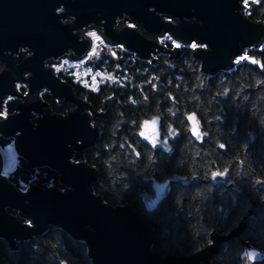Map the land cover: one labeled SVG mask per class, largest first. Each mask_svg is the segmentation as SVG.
I'll use <instances>...</instances> for the list:
<instances>
[{
  "label": "water",
  "instance_id": "obj_1",
  "mask_svg": "<svg viewBox=\"0 0 264 264\" xmlns=\"http://www.w3.org/2000/svg\"><path fill=\"white\" fill-rule=\"evenodd\" d=\"M125 20L133 25L121 24ZM91 27L109 44L112 57L116 55L108 46L120 43L136 57L150 58V64L157 62L150 55L153 48L167 53L168 59L180 54L178 47L167 50L153 36L167 33L180 45L195 43L192 54L208 74L229 69L245 47L257 46L264 37L263 22L244 15L243 0H0V111L5 96L24 98L16 112L1 116L0 135L13 139L22 158L19 167L31 173L49 167L64 188H19L2 172L0 153V236L14 249L16 240L56 224L85 241L95 264H212L214 243L185 256L160 255L152 249L150 226L130 205H113L93 191L97 171L79 161V154L98 137L91 113L104 117L105 112L98 114L77 98L72 86L46 65L64 56L83 58L90 40L81 32ZM17 81L27 86L25 95ZM41 89L74 108L66 115L46 111ZM32 112L40 115L35 122ZM145 126L143 139L151 142ZM153 188L155 196L141 197L147 211L165 196L167 182H155ZM237 258L240 264H260L264 250L243 241Z\"/></svg>",
  "mask_w": 264,
  "mask_h": 264
},
{
  "label": "trees",
  "instance_id": "obj_2",
  "mask_svg": "<svg viewBox=\"0 0 264 264\" xmlns=\"http://www.w3.org/2000/svg\"><path fill=\"white\" fill-rule=\"evenodd\" d=\"M243 7L248 19L264 24V0H247V6L244 1ZM167 41L163 43L166 49H173L175 46ZM177 49L180 54L176 58L168 59V54L163 53L156 56L157 62L152 64L150 58L136 57L120 46L112 49L116 59L108 51L102 55L98 53L91 62H83L84 69L97 77L95 80L88 75L76 76L69 64L56 70L61 79L72 86L77 98L91 105L98 114L105 112L104 117L92 119L98 137L79 154V161H85L97 171V180L92 184L95 194L113 205H130L150 226L152 249L160 255L185 256L214 243L212 264H240L237 254L243 241L264 250V190L256 188L257 178L264 181V85L259 83L263 73L244 65L229 73L219 69L208 74L200 70L201 63L189 46ZM261 56L264 62V47ZM152 86H156L157 92L152 91ZM224 88H230L226 108L230 114L238 115L241 135L235 145L229 146L221 161L223 164L235 163L237 182L245 188V195L236 197L229 192L232 199L227 195L218 197L227 207L236 206L225 218L223 211H217L216 200L208 199V192L194 191L187 195L182 189L174 188L169 200L155 213H146L138 199L139 174L157 171L201 173L209 168L208 161L215 154L189 144L170 160L142 150L138 161L128 148L129 143L136 141L133 123L150 113L165 114L169 109L176 112L193 109L203 119H213L219 110L214 102V92H222ZM168 91L174 95L177 105L169 101ZM42 99L48 104L46 111L53 114L66 115L74 108L64 100L57 103L47 91L42 92ZM19 100H5L7 114L17 111ZM247 129L256 134L255 142L250 145L245 133ZM220 132L223 136L217 137L228 141L226 131ZM12 140L0 135V148ZM18 169V173L9 174V179L19 188L24 189L21 183L31 181L33 175V182L41 188L48 184L57 190L64 189L58 173L49 167H37L34 174L22 167ZM250 197L256 198L257 203L247 208ZM180 202L185 213L173 215L172 210L177 209ZM237 229L240 231L235 234ZM15 246L11 249L8 241L0 236V264H60V260L69 264H95L87 254L85 241L56 224H49L41 233L16 240Z\"/></svg>",
  "mask_w": 264,
  "mask_h": 264
},
{
  "label": "flooded vegetation",
  "instance_id": "obj_3",
  "mask_svg": "<svg viewBox=\"0 0 264 264\" xmlns=\"http://www.w3.org/2000/svg\"><path fill=\"white\" fill-rule=\"evenodd\" d=\"M244 1L245 0H243V2ZM184 46L188 45H180L179 48ZM110 47L113 49L119 46H108V48ZM263 47V39L257 46L251 45L245 47L241 54L235 57L233 66L229 69L223 70L229 73L230 71H235L237 68L243 67L244 65L251 68H257L260 73H263V77L259 83L260 85H264V62L261 56ZM96 48L98 53L101 55L104 51H108L110 53V51L106 48V44L100 43V45H96ZM88 53L90 54L91 51ZM89 54L86 61L91 62L97 57L95 54ZM161 54H163V52L157 54L156 56H160ZM245 56L247 59H241V57ZM155 57L154 59L157 60ZM253 61H255V63H253ZM167 64L172 67L171 63ZM143 86L147 87V84H144ZM151 89L154 93L157 92L156 86H152ZM229 93L230 88H224L222 89V92H214V102L219 110L213 119H203V117H201L198 112L193 109L182 110L181 112L169 109L165 114H159L156 112L150 113L148 116H143L139 118L137 122L133 123L132 127H134L136 141L129 143L128 148L133 152V155L138 161L141 157L142 150L149 151L154 156H160L170 160L174 155L182 151L185 145L187 146L189 144H194L204 151L209 152L211 155L215 154L212 155L208 161L209 168L206 167V169H204L201 173L191 172L190 174H186L177 171H157V173L139 174L138 180L141 184V190L138 194V199H140L143 210L146 213H155L164 202L169 200L174 188L182 189L185 194L188 193L187 195L191 194V192L193 193L194 191H200L204 194L208 192V199L216 200L217 211L220 213L223 211L225 218L228 217L232 210L235 211L236 206L232 208L227 207L223 204L222 199L218 198L220 195H223V197L226 195L228 196L229 192H233L236 197L245 195V188L237 182L238 176L236 173L237 171L234 168L235 163L223 164L221 161L222 156L227 154L229 146L232 144L235 145L238 141L237 139H239L241 135L239 131L238 115L230 114L231 112L226 108V103L230 96ZM166 95L172 104L177 105V101L171 92L168 91ZM15 99L17 98L15 97ZM95 117L98 116L92 114V119ZM144 123H146V133L150 136L151 142H146V140L143 139L142 128ZM220 130L226 131L228 141L223 139V137H217V135L223 136ZM245 133L248 138V144L250 145V143H253L256 139V134L249 129H247ZM236 162V164L239 163L240 166V162ZM243 179L246 180L244 177ZM155 182H161L164 184L167 182L168 190L165 196L157 203L155 208L147 211L141 197L143 195L151 197L156 195V191L153 188V183ZM27 185H29L28 182ZM48 186L49 185L47 184V187ZM247 188L249 189L248 185ZM256 188H262L264 190V181L257 178ZM228 198L232 199V195L228 196ZM256 203L257 199L250 197L247 199V208L254 206ZM181 212L185 213L182 202L179 203L177 209L172 210L173 215L176 216H178Z\"/></svg>",
  "mask_w": 264,
  "mask_h": 264
},
{
  "label": "rangeland",
  "instance_id": "obj_4",
  "mask_svg": "<svg viewBox=\"0 0 264 264\" xmlns=\"http://www.w3.org/2000/svg\"><path fill=\"white\" fill-rule=\"evenodd\" d=\"M121 23H124L125 25H130V26L133 25V23H131L127 20H125ZM90 32H95L97 34V36L100 37V40H94L93 37L88 35V33H90ZM81 33H83V35H85V37H87L90 40V47H89L88 52H90V51L92 52L93 44H95V45H100V43L106 44L103 42L101 35L97 32L95 27L84 29V31H82ZM166 37H170V36L167 33H164L163 35H160V36H153V40H155L158 43V45H161V46L164 45L163 43L165 42V40H168L167 42L174 45L175 47L177 44H179L173 38L166 39ZM192 44H194V43H191L188 45V46H190L191 49H193ZM106 45H109V44H106ZM115 45H118V46L123 48V46L120 43H116ZM199 47H204V45H199ZM153 49L155 50V53L151 52V54H150V55H152V57H151L152 59H154V57L157 54L161 53L160 51L157 50V48H153ZM88 52L86 53V55L83 58L75 59V60H71L67 56H64L63 58H61L58 61V63L52 62V64H50L48 66L52 67L54 72H56V70H58L60 67L61 68L68 67L67 65L69 64V66L72 67L73 72H74V74H76V76H87L88 75L91 80H95V78H97V77L94 74H91L90 71L84 69V67H83V62L86 61V59H88V54H89ZM0 62L3 63V65H4V62H2V61H0ZM65 62H67V63H65ZM1 63H0V66H1ZM15 84H16V87H18V90L21 91V93H23L25 91V89L27 88L25 83L22 81H21V83L19 81H17V82H15ZM42 90L45 91L44 89H41V91L39 93L41 98H42V92H43ZM26 92L27 91H25V93L23 95H25ZM12 98H15V97L5 96L4 102H5V100L9 101V99H12ZM19 99H20L19 100L20 102H24L23 97L19 98ZM32 114L34 115V118L32 119V121L35 122L37 117L40 115H38L35 112H32ZM91 114H93V113H91ZM6 115H7V112H6V108L4 107V103H3L2 110L0 111V119L2 118L1 116L5 117ZM0 153H1L2 158H3L2 172L7 176H9V174H14L19 168V161L20 160H19V157H18L16 150L14 148L13 140L7 146L0 148ZM31 174H34V172ZM30 178H31V181H29L28 183L34 185L35 183L32 180L33 175H31ZM21 184H23L24 188H26L27 182H22ZM16 214L19 215L18 211L16 212Z\"/></svg>",
  "mask_w": 264,
  "mask_h": 264
},
{
  "label": "snow or ice",
  "instance_id": "obj_5",
  "mask_svg": "<svg viewBox=\"0 0 264 264\" xmlns=\"http://www.w3.org/2000/svg\"><path fill=\"white\" fill-rule=\"evenodd\" d=\"M245 6H247V0H245ZM88 35L93 37L94 40H100V37L97 36V34L95 32H90V33H88ZM166 39H171V37H166ZM176 47H180V45L177 44ZM192 47L196 48L197 45L194 43V44H192ZM93 54L98 55L97 48H96L95 44H93L92 52L89 55H93ZM241 59H247V57L246 56L245 57H241ZM65 63H67V62H65ZM253 63H255V61H253ZM248 255L251 256L252 254L250 253Z\"/></svg>",
  "mask_w": 264,
  "mask_h": 264
},
{
  "label": "bare ground",
  "instance_id": "obj_6",
  "mask_svg": "<svg viewBox=\"0 0 264 264\" xmlns=\"http://www.w3.org/2000/svg\"><path fill=\"white\" fill-rule=\"evenodd\" d=\"M121 24H123L124 25V23H121ZM87 29V28H86ZM54 62V61H53ZM1 63V62H0ZM50 64H52V61H48V62H46V65L48 66V65H50ZM3 67V64L1 63V66H0V68H2ZM18 88V87H17Z\"/></svg>",
  "mask_w": 264,
  "mask_h": 264
}]
</instances>
